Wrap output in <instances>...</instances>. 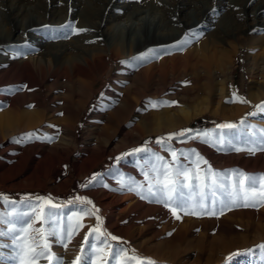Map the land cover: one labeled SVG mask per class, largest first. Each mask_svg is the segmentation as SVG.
Listing matches in <instances>:
<instances>
[{
  "label": "rangeland",
  "instance_id": "obj_1",
  "mask_svg": "<svg viewBox=\"0 0 264 264\" xmlns=\"http://www.w3.org/2000/svg\"><path fill=\"white\" fill-rule=\"evenodd\" d=\"M47 1L0 0V25H5L4 33L7 34L14 30L18 25V20L22 23V21L30 19L29 17L32 15L35 18L44 19L42 20L43 23L46 22L44 26L35 28V32L38 31L37 33L40 34L44 30L52 31L54 28L50 24L51 19L47 18L46 14L53 11L54 6L50 0ZM123 1L128 3L130 7L132 6L131 3L138 4L141 0ZM168 1L169 3H167ZM198 1L214 6L210 10V17L207 18V21L211 23V32L206 34V32H203L206 30L205 28L203 30L198 28L191 32L188 38L198 43L205 39L208 34L213 33L212 31L219 28L225 30L223 48L229 52V60L232 61L231 77L227 78L226 84L229 92L232 88L236 90V95L232 96L231 94L230 96V100L234 102L228 104L217 103L215 100L208 102L209 99L207 100L202 86L196 87L192 82L187 83L188 81L186 80V82L182 78L175 79L173 82L169 80L161 81L156 86L141 92L140 97L134 100L130 106L124 107L123 113L117 117L115 143L118 146H123L124 149L118 154L109 156L89 175L80 178L75 165L77 162L81 163L80 153L86 144L85 140L90 135V131L98 132V129H102L100 131L102 137V134H110L112 130L106 122L100 121L97 116L102 114L104 103H100L98 108L96 105L101 98H103V101L108 99L115 86L114 79H118L121 75V72L116 70V65L120 64L124 58L117 61L113 60V67L94 87V95L80 114L76 127V150L71 156L70 162H63L60 167H55L51 180H45L44 170L32 180L19 177L10 178L7 175L11 172L0 176V217L5 220L11 219L12 217L7 214L13 211H27L25 208L27 202L39 204L42 201L38 200V197L44 199L50 197L51 202L58 206L57 211L60 216H65L69 211H78L77 208H73L72 204L68 203L69 201L92 212L99 209L96 215L102 221L100 230L121 238L120 242L112 241L111 243L113 245L119 243L120 246L128 249L129 256L135 254L138 257L149 258L155 264H261V251L258 246L264 244V204L258 207H234L225 210L222 214L211 216L186 215L179 210H177L176 215H173L163 205L141 199L135 191L128 190V185L133 181L136 184H146L144 172L147 170L149 162L154 159L152 153H157L163 157L172 167L183 165L195 169V172L201 177L205 175L209 167L216 172L226 169H240L250 174L264 173V151L257 150L254 154H250L247 151L248 145L243 142V136H240V142L237 143L232 140L233 133L224 130L225 147H227V141L232 140L241 149L238 152L222 151L218 145L211 142L206 143L201 136L205 132L219 133L221 130L216 127L218 124L228 122L239 125L242 120L245 125H251L246 130L250 134H254V139L264 136V131L256 132V130H262L264 127H254L252 124L255 120L253 113L258 105L264 104V98L258 103L250 98V93L259 94L264 90V44L254 45L257 40L260 41L264 37V30L253 33L251 37L256 39L250 37L252 42L249 41V43H246L244 33L239 35V39L233 37L234 34L246 29L247 24L254 22L252 14L258 16L256 20L264 24V14L259 16V12H257V7L262 5L264 0H254L246 8H244L246 0H191V2L197 3ZM172 2V0H161L159 3L161 5L156 9L159 16L170 14L171 7L169 6L173 4ZM219 3H222V5L220 6ZM65 9L67 10V7ZM69 13L71 14V12ZM224 15L225 19L219 21ZM95 20L93 21L95 22ZM219 24L222 27H218ZM19 26H21L20 23ZM83 36L85 38L83 37L82 42L86 48H95L96 44L99 43L92 31L90 33L86 29ZM240 45H244V47L240 48ZM9 46L6 47L7 52L24 54L22 48H26L27 45L24 47L21 45ZM64 69L69 72L68 75ZM95 70L89 69L91 75H89V80L98 77L102 67H96ZM112 80L113 82H111ZM83 83L75 77L71 65L66 68H52L51 71L47 72L46 79L42 81L44 95L39 96L34 93L36 97L34 109L46 118L45 121L39 124L40 126H35L34 132L36 134L41 135V130L45 129L49 122L63 119V116H65L63 110L67 106L71 110L77 111L76 98L81 95H88L89 91L88 83ZM240 98L246 99L248 103L240 102ZM66 100L68 103H66ZM161 100L168 102V104L153 107L148 103V101ZM236 106H249V108L238 116L230 118L224 116ZM203 108L205 110L200 112ZM182 110L198 114L187 122L178 123L179 120L185 117ZM200 119L202 121L198 123ZM260 119L264 121V117ZM170 121L175 125L169 128ZM93 123H96L95 127L97 129H92ZM182 130L192 131L186 132L184 137L172 135V138L168 139L170 134L179 133ZM126 134L129 136L124 138ZM13 137L20 140L24 138V135L18 131L13 134ZM157 140H161V143H156ZM162 144L170 145L176 151L177 157L174 159L166 147H162ZM252 146L255 147V145ZM136 148L150 149L151 152L132 153V150ZM192 152L197 153L203 159L194 164L191 163V159H196V157L185 159L184 156L180 155V153L188 154ZM129 153L131 154L127 155ZM57 160L58 156L53 157V162H57ZM204 161H207V163ZM117 165L125 166L126 172L123 173L116 169ZM189 175L191 176L193 173L190 172ZM93 177L95 179H91ZM90 180L91 183H89ZM86 184L87 186H83ZM97 188L100 189V193L103 191L106 195L114 196V198L127 196L135 199V205L142 204L146 209L138 215L131 214L133 206L131 209L124 211L125 213H119V215L117 214L118 210H115L116 208L112 204L101 205L102 201L96 199V194L91 192L89 194L88 191H96ZM5 196L7 200L3 199ZM76 197L91 200L92 204L80 203L76 201ZM93 205H95V208H93ZM109 212H112L114 218L118 216L116 219L127 230L125 237L109 228L106 221V215ZM177 215L180 217L179 219H177ZM90 218L89 215L80 217V223L84 227L73 236L67 249H64L57 240L49 238L53 254L61 257L62 260L69 258L75 260L79 255L81 256V264H84L80 252L81 245L78 242L88 232ZM91 224V227L97 224L95 216ZM8 227V224H0V231L6 233L0 237V264H18V261L13 259L16 253L13 250L14 245L7 234ZM32 228H44L47 231L48 225L37 218L33 220ZM29 234H33L31 229ZM89 239L92 238L89 237ZM123 241L127 243L124 244ZM131 250H135L134 253ZM247 250H251L248 255L234 256L231 261L226 259L230 254L246 252ZM36 264H49V262L40 258ZM109 264H112V261H109Z\"/></svg>",
  "mask_w": 264,
  "mask_h": 264
},
{
  "label": "bare ground",
  "instance_id": "obj_2",
  "mask_svg": "<svg viewBox=\"0 0 264 264\" xmlns=\"http://www.w3.org/2000/svg\"><path fill=\"white\" fill-rule=\"evenodd\" d=\"M172 1L173 4L169 6L170 14L159 16L156 9L161 5L159 4L161 0H141L138 4L131 3L130 7L123 0H50L54 10L46 14V17L51 19L50 24L54 28L52 31L44 30L40 34L38 31L35 32V28L44 26L46 22L43 23L44 19L35 18L34 15L22 23L18 20V25L14 30H9L10 33L6 32L7 34L4 33L5 25H0V176L11 172L7 175L10 178L32 180L44 170L45 180H51L55 167H60L63 162H70L76 150V127L80 114L94 95V87L113 67V60L124 58L116 65V70L121 72V75L114 79V82L111 81L115 86L108 99L103 101L101 98L96 105L98 108L100 103H104L102 114L97 116L112 130L110 134H102V137L100 133L102 129H98V132L90 131L80 153L81 163L77 162L75 165L80 178L89 175L109 156L124 149L115 143L117 117L123 113L124 107L130 106L140 97L141 92L156 86L159 82L165 80L173 82L182 78L187 80V83L192 82L196 87L202 86L208 102L215 100L217 103L228 104L231 94L236 95V90L234 88L230 90L231 92L227 90L226 81L231 77L232 61L229 60V52L223 48L225 30L219 28L212 31L213 33L198 43L188 38V44L182 48L177 47V41L189 37L191 32L198 28L202 30L205 28L203 32L206 34L211 32V23L207 18L210 17V10L214 6L203 1L198 3L191 0ZM253 1L246 0L244 8ZM257 12L259 16H263L264 3L257 7ZM252 15L254 22L247 24V28L242 32L234 34L235 39H239V35L244 33L246 43H249L256 39L251 37L253 33L264 30L263 22L257 21L258 16ZM15 19L17 20V17ZM223 19L225 15L219 21ZM66 25H71V28H66ZM218 27L222 26L219 24ZM86 29L90 33L92 31L99 41L95 48H86L82 42ZM256 44H264V37L260 41L257 40L254 45ZM9 45L27 46L22 48L24 54L20 55L7 52L6 47ZM242 47L244 45H240V48ZM149 50L156 55L146 60L140 59L142 55L146 56ZM68 65L72 66L74 75L80 82L88 83V95L76 98L77 111L66 105L67 108L63 110L64 118L49 122L47 127L41 130L42 134L38 135L34 132L35 126L46 118L34 109L36 104L34 93L43 96L42 81L46 79L47 72L52 68H66ZM99 66L102 67L99 76L89 80L91 76L89 69L95 70ZM65 72L69 74L68 71ZM250 98L258 103L264 98V90L259 94L250 93ZM248 108L249 106H236L224 116L227 118L238 116ZM204 110L203 108L200 112ZM182 111L185 117L178 123L187 122L198 114ZM97 113L99 114L98 111ZM253 117L254 127H264V121L260 119L264 117V112L258 107ZM169 125L170 128L175 124L170 121ZM95 126L96 123H93L92 129H95ZM18 131L22 132L24 138L19 140L13 137ZM127 136L129 135L126 134L124 138ZM55 156H58L57 162H53ZM116 169L126 172L123 165H117ZM101 187L99 188L103 190L104 187ZM99 188L88 192L96 194V199L102 201L101 205L112 204L115 210H118L117 214L133 206L131 214L138 215L146 209L142 204L135 205V199L127 196L114 198L103 191L100 193ZM89 217L90 228L94 216ZM116 218L112 216V212L106 215L109 228L125 237L127 230ZM63 261L64 264H68L73 260L69 258Z\"/></svg>",
  "mask_w": 264,
  "mask_h": 264
},
{
  "label": "snow or ice",
  "instance_id": "obj_3",
  "mask_svg": "<svg viewBox=\"0 0 264 264\" xmlns=\"http://www.w3.org/2000/svg\"><path fill=\"white\" fill-rule=\"evenodd\" d=\"M66 28H71V25H66ZM83 31V30H82ZM188 37L177 41V47L182 48L188 44ZM22 55L23 53H19ZM156 55L152 50H149L148 54L142 55L140 59H148L149 57ZM235 95V94H233ZM233 100L227 101V103H233ZM240 102L248 103L246 99L240 98ZM153 107L158 105H166L165 101H148ZM175 103V102H172ZM260 111L264 112V105L257 106ZM221 131L219 133H202L201 136L205 139V142H211L214 145H218L222 151H241L232 140L237 143L240 142V136L244 137L243 142L248 145L247 151L250 154H254L255 151H264V136H260L258 139H254L246 129L251 125H245L242 120L239 125L236 123H221L216 126ZM228 130L233 133L232 140L227 141V147H225V132ZM192 130H182L179 133L170 134L168 139L172 138V135L178 137H184L186 132ZM264 131L256 130V132ZM156 143H161V140H157ZM252 145H255L253 147ZM162 147L170 152V155L175 159L177 153L170 145L162 144ZM148 153L150 149L136 148L132 150V153ZM131 153L127 154L130 155ZM152 159L147 165V170L144 172L146 184H136L134 181L128 185L129 191H135L136 194L144 200H148L152 203L161 204L165 208H168L173 215L177 214V210L183 211L186 215H219L225 210H230L234 207H258L264 204V173L250 174L240 169H226L221 172L213 171L209 167L203 177L195 172V169L185 167L183 165H177L172 167L164 160L163 157L157 153L151 154ZM185 159H191V163H197L198 160H202L197 153H180ZM119 159V157H117ZM207 163V161H204ZM192 172L193 175H189ZM95 179V177L91 178ZM91 183V180L89 181ZM133 185H135L133 187ZM83 186H87L83 185ZM7 200V197H3ZM76 201L80 203L92 204L91 200H86L82 197H76ZM38 200L42 201L39 204H33L27 202L25 208L27 211L9 213L11 219L5 220L0 217V224H8L7 234L9 235L12 244L14 245V251L16 253L13 259L18 261V264H36V262L43 258L49 262V264H64L61 257L53 254L49 238L57 240L64 249H67L68 243L72 241L73 236L84 227L80 223V217L83 215L95 216L97 224L94 227H90L88 232L82 237L80 243V252L83 256L84 264H155L154 261L145 257H138L135 254L129 256V250L117 245H113L112 241H121V238L101 231V218L96 215L99 209L95 212L91 210L81 208L78 204H72L73 208H77L78 211H69L65 216H60L56 204L51 202V198L44 199L38 197ZM46 206V208H45ZM95 208V205H93ZM41 219L42 222L47 223L48 230L44 228H32L33 220ZM180 217L177 215V219ZM33 234H29V230ZM6 233L0 231V237ZM89 237L92 239L90 240ZM122 243L126 244V241ZM261 251L260 261L264 264V244L258 246ZM133 253L135 250H131ZM251 250L246 252H237L230 254L226 259L231 261L234 256L248 255ZM68 264H81V256H77L75 260L69 261Z\"/></svg>",
  "mask_w": 264,
  "mask_h": 264
},
{
  "label": "trees",
  "instance_id": "obj_4",
  "mask_svg": "<svg viewBox=\"0 0 264 264\" xmlns=\"http://www.w3.org/2000/svg\"><path fill=\"white\" fill-rule=\"evenodd\" d=\"M201 121H202V119L198 120V123L201 122Z\"/></svg>",
  "mask_w": 264,
  "mask_h": 264
}]
</instances>
